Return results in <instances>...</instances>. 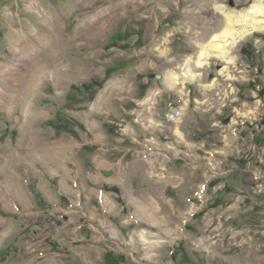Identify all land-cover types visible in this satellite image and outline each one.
I'll return each mask as SVG.
<instances>
[{
	"label": "rangeland",
	"instance_id": "374dc122",
	"mask_svg": "<svg viewBox=\"0 0 264 264\" xmlns=\"http://www.w3.org/2000/svg\"><path fill=\"white\" fill-rule=\"evenodd\" d=\"M256 1L0 0V264H264Z\"/></svg>",
	"mask_w": 264,
	"mask_h": 264
},
{
	"label": "bare ground",
	"instance_id": "6f19581e",
	"mask_svg": "<svg viewBox=\"0 0 264 264\" xmlns=\"http://www.w3.org/2000/svg\"><path fill=\"white\" fill-rule=\"evenodd\" d=\"M218 10L224 11L223 7H218ZM225 17L226 27L221 33L214 35L207 45L202 46V51L197 60L192 63L187 62L180 73L168 74L166 81L170 88H178L182 92L187 81L198 79L199 74H196L195 69L206 66L212 57L233 63L231 51L239 40L251 34L250 31H264V0H257L245 12H227Z\"/></svg>",
	"mask_w": 264,
	"mask_h": 264
},
{
	"label": "crops",
	"instance_id": "0c3cea01",
	"mask_svg": "<svg viewBox=\"0 0 264 264\" xmlns=\"http://www.w3.org/2000/svg\"><path fill=\"white\" fill-rule=\"evenodd\" d=\"M15 199L18 200V197L15 196ZM15 199H14V200H15Z\"/></svg>",
	"mask_w": 264,
	"mask_h": 264
}]
</instances>
